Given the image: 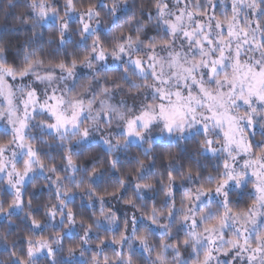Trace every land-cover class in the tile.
<instances>
[{
  "label": "clouds",
  "instance_id": "1",
  "mask_svg": "<svg viewBox=\"0 0 264 264\" xmlns=\"http://www.w3.org/2000/svg\"><path fill=\"white\" fill-rule=\"evenodd\" d=\"M230 21L264 70V0H0V264H264V100L184 35Z\"/></svg>",
  "mask_w": 264,
  "mask_h": 264
},
{
  "label": "snow or ice",
  "instance_id": "2",
  "mask_svg": "<svg viewBox=\"0 0 264 264\" xmlns=\"http://www.w3.org/2000/svg\"><path fill=\"white\" fill-rule=\"evenodd\" d=\"M235 10V9H234ZM213 21H215V17H213ZM257 25H259V21H257ZM175 27V26H174ZM200 32L204 33L203 25H198ZM215 27L219 30V37L216 41H213L208 35H204L202 38L192 32H185V38L189 40L190 43H194L198 45L200 48L207 47L209 44H212L214 48L218 49V54L214 56L213 61L211 64L207 66L208 72L215 74L219 70V66L225 63V57L231 53V55L234 57V66L236 67L238 73H240V78L242 80H248L249 83V91L250 93H255L256 96L264 100V70L257 69L256 71H252L251 67H245L242 65L240 60V51L239 49H236L235 51L232 50V44L231 40L233 38L236 39H242L243 43H248L247 41V28L244 27L243 23L241 22L239 28L235 27L234 22L230 21L227 24L222 23H213L209 27V31H211V28ZM223 40L227 44L228 52H225L223 47L220 45V41ZM260 44L264 45V36H262L260 40ZM243 46V45H241ZM230 87L234 88V85H230ZM57 104V101L55 97L51 98L49 102V106L53 108L54 114H56L55 106ZM212 115L217 118V122L220 123V117L216 112H212ZM145 117H147V114H145ZM171 119V117H169ZM57 120L60 122H67L65 117L60 114L57 115ZM72 120H75V114L72 117ZM225 135L228 137L229 141L231 142L232 136L230 132H226ZM207 229L209 231H215L214 225H208Z\"/></svg>",
  "mask_w": 264,
  "mask_h": 264
}]
</instances>
